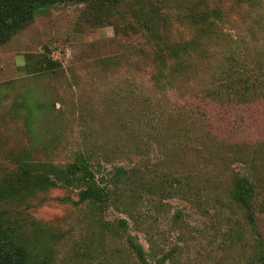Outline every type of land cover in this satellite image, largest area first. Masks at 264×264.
<instances>
[{
  "label": "rangeland",
  "instance_id": "obj_1",
  "mask_svg": "<svg viewBox=\"0 0 264 264\" xmlns=\"http://www.w3.org/2000/svg\"><path fill=\"white\" fill-rule=\"evenodd\" d=\"M150 1L172 16L168 39L176 41L196 33L176 23V13L201 3L221 10L200 46L216 52V66L225 51L245 56L260 72L262 98L231 104L225 124L213 120L214 143L186 106L202 82L159 90L155 44L90 25L83 3L49 6L0 43V188L10 194L0 206L42 264H139L125 237L101 219H126L153 264H264V0ZM138 2L121 8L131 16ZM117 21L123 30L126 21ZM81 154L92 156L105 183L117 167L132 170V186L110 185L117 203L104 213L74 187L7 188L26 161L64 166ZM243 175L254 187L251 217L231 197Z\"/></svg>",
  "mask_w": 264,
  "mask_h": 264
},
{
  "label": "trees",
  "instance_id": "obj_2",
  "mask_svg": "<svg viewBox=\"0 0 264 264\" xmlns=\"http://www.w3.org/2000/svg\"><path fill=\"white\" fill-rule=\"evenodd\" d=\"M65 1L86 5L83 19L92 26L113 25L118 32L139 34L155 44L152 76L157 89L164 91L193 81L202 82V90L188 98L186 106L193 111L204 137L210 138L214 143L218 140L214 130L219 128L213 120L215 123L219 120L225 124L228 115L226 112L232 107L231 104L252 103L262 98L259 90L261 86L258 84L261 81L260 72L246 64L245 56L237 58L232 51H225L220 64L216 66L210 61L216 52L210 49L209 44L200 46L203 39L210 38L211 27L222 20L221 10L204 9L205 5L202 3L199 7L189 5L188 14L176 13V23L196 30L187 40L176 41L168 39L173 24L172 16L166 15L157 3L154 5L150 0H140L130 11L131 16L121 8L125 0H0V43L9 41L15 33L31 24L39 11ZM118 19L126 21L123 30H120ZM253 75H256V80L252 79ZM187 93L189 92L185 95ZM212 124L214 126L211 127ZM91 159L92 156L81 154L74 162L64 166L38 165L26 161L16 180L7 178V188L18 183L26 191L59 186L74 187L79 190L80 199L89 202L91 210L104 213L117 203L114 188L110 185L132 186V170L117 167L112 173L113 178L105 183L97 177ZM234 184L231 197L245 207L248 217H251L254 187L250 177L238 176ZM162 190L165 191L166 188L162 187ZM173 191L175 188H171L170 192ZM9 195L6 187L0 188V201L7 199ZM100 221L103 225L115 227L116 233L125 237L139 264H153L147 258L143 246L129 233L126 219H119L116 225L103 222L102 219ZM14 222L9 212L0 206V264H42L40 258L34 257L30 243L21 236L19 224Z\"/></svg>",
  "mask_w": 264,
  "mask_h": 264
}]
</instances>
